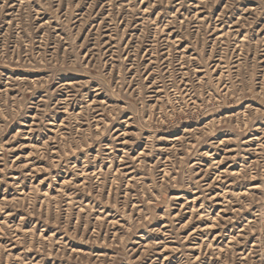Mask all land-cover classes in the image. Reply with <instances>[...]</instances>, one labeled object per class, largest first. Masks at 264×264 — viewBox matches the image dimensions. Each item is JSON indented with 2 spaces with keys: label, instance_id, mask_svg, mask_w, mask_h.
<instances>
[{
  "label": "rangeland",
  "instance_id": "374dc122",
  "mask_svg": "<svg viewBox=\"0 0 264 264\" xmlns=\"http://www.w3.org/2000/svg\"><path fill=\"white\" fill-rule=\"evenodd\" d=\"M0 264H264V0H0Z\"/></svg>",
  "mask_w": 264,
  "mask_h": 264
}]
</instances>
